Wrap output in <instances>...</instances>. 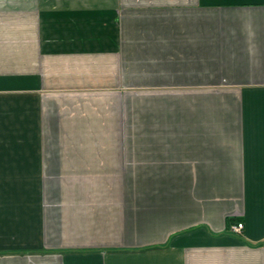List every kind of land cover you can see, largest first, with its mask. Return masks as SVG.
Masks as SVG:
<instances>
[{"label": "crops", "instance_id": "obj_1", "mask_svg": "<svg viewBox=\"0 0 264 264\" xmlns=\"http://www.w3.org/2000/svg\"><path fill=\"white\" fill-rule=\"evenodd\" d=\"M0 264H264V0H0Z\"/></svg>", "mask_w": 264, "mask_h": 264}, {"label": "built area", "instance_id": "obj_2", "mask_svg": "<svg viewBox=\"0 0 264 264\" xmlns=\"http://www.w3.org/2000/svg\"><path fill=\"white\" fill-rule=\"evenodd\" d=\"M243 229H244V225H243V223H239V224L233 226V228H232V230H233L234 233H236V234H241L242 231H243Z\"/></svg>", "mask_w": 264, "mask_h": 264}]
</instances>
